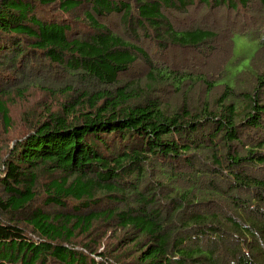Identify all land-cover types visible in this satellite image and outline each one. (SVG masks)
<instances>
[{
	"label": "trees",
	"instance_id": "obj_1",
	"mask_svg": "<svg viewBox=\"0 0 264 264\" xmlns=\"http://www.w3.org/2000/svg\"><path fill=\"white\" fill-rule=\"evenodd\" d=\"M86 2L88 38L36 14L37 6L67 13ZM254 2L264 7V0H0V126L11 129L10 102L42 85L35 82L47 66L80 80L58 87L63 110L46 112L1 159L0 264H264V73L253 69L263 28L239 32L259 39L248 65L225 80L231 50L209 81L154 64L142 38L127 39L98 18L120 14L135 37L140 29L161 46L201 49L218 32L177 30L169 11ZM139 58L150 66L145 79L122 80ZM248 74L249 90L238 86ZM198 77L207 94L194 108L186 97L169 108L157 94Z\"/></svg>",
	"mask_w": 264,
	"mask_h": 264
},
{
	"label": "rangeland",
	"instance_id": "obj_2",
	"mask_svg": "<svg viewBox=\"0 0 264 264\" xmlns=\"http://www.w3.org/2000/svg\"><path fill=\"white\" fill-rule=\"evenodd\" d=\"M88 6L89 4L86 2L85 5L67 13L56 6H37L36 14L42 20L48 22L58 21L69 24L71 27L69 36L88 38L94 32L87 25L85 18V10L88 9ZM168 15L177 30H188L201 26L211 28L218 34L210 42L209 47L201 49L182 48L172 44L161 46L153 36L144 34L140 29L136 31L137 37L132 35L134 34L133 29L124 28L120 14L98 16V18L113 31L125 33L127 39L142 38L140 41L141 46L145 48L154 64L186 70L193 77L202 75L200 77L208 78L209 81L218 77L217 75L222 72L231 50L232 54L227 64L229 73L225 80H230L234 74L250 63L256 53L259 39L251 34H240L239 32L263 28L262 32L264 33V7L256 2L248 8H244L240 3H237L236 8H228L226 5H213V7L207 8L198 5L186 11H183V9L171 10ZM254 60L253 69L264 73V48L257 52ZM47 67L48 69L42 71L45 74L38 75L37 78L40 77V79L35 82L37 84L40 81L42 85H34L23 98L17 96L9 104L13 126L9 130H6L3 125L0 126V166L2 165L1 159L6 158L17 139L33 128V123L45 118L46 112L49 110L52 112L63 110L62 103L65 102V94L61 93L58 87L66 85L74 87L80 83L79 77L71 75L68 70L62 69V67L50 65ZM149 69L148 63L143 58H139L133 66L120 74V78L122 80H144ZM252 81L255 82L253 75L248 74L238 86L245 85L243 88L249 90L254 86ZM85 86L91 88L90 84ZM223 90L224 87L221 85L215 87L209 94L210 101L215 100V96H218ZM157 94L164 105L177 109L185 102L184 97H186L188 106L194 108L198 103L206 100L204 95L207 92L203 78L198 77L197 81L187 83L180 91L175 90L173 86H160ZM245 140L251 141L252 137ZM113 144L117 146V143L113 142ZM37 204L41 205L40 201ZM50 208L48 206V209ZM99 232L96 231L95 235ZM83 241L85 242L84 238L80 237L77 239V244L79 242L83 243ZM104 245V242H102L101 251H104ZM76 246L81 248L79 245ZM96 259L101 260L99 256H96Z\"/></svg>",
	"mask_w": 264,
	"mask_h": 264
}]
</instances>
